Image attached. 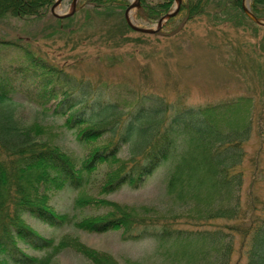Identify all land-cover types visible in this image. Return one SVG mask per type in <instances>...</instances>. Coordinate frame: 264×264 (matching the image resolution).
<instances>
[{
    "label": "trees",
    "instance_id": "16d2710c",
    "mask_svg": "<svg viewBox=\"0 0 264 264\" xmlns=\"http://www.w3.org/2000/svg\"><path fill=\"white\" fill-rule=\"evenodd\" d=\"M173 1L152 6L140 0L139 9L146 19H158L171 11ZM80 2L73 16L57 18L50 11L55 0H0V26L45 18L59 30L68 29L62 28L68 23L80 24L82 31L85 25L114 21L107 33H118L115 44L128 42L124 31H131L121 17L126 0ZM242 2L185 0L177 15L185 14L192 23L216 21L213 27L224 33L237 32L247 22L264 29L246 17ZM249 8L264 19V0H250ZM1 32L0 63L6 62L0 69V264H51L67 248L88 264H118L78 239L44 237L27 219L52 230L72 226L95 235L120 231L124 242L150 240L165 264H230L239 236L246 264H264V200L244 188L252 101L240 97L219 105L176 107L159 95L136 94L128 109L121 108L112 98L114 83L77 78L35 53L30 40L13 41ZM107 33L103 30L109 38ZM14 96L40 107L44 115L64 119V127L88 148L80 167L59 147L38 141L40 125L6 110ZM126 147L130 157L121 159ZM105 166L99 187L103 195L125 186L138 190L167 166L165 191L173 207L160 211L94 200L107 211L77 220L48 204L55 192L85 188Z\"/></svg>",
    "mask_w": 264,
    "mask_h": 264
},
{
    "label": "rangeland",
    "instance_id": "374dc122",
    "mask_svg": "<svg viewBox=\"0 0 264 264\" xmlns=\"http://www.w3.org/2000/svg\"><path fill=\"white\" fill-rule=\"evenodd\" d=\"M71 1L62 0L55 13L66 14ZM79 1L81 4L85 0ZM160 2L163 0H147L152 6ZM183 2L185 0H181ZM133 3L137 4L135 0H126L125 9L121 12L123 19L125 10ZM244 4L250 9V0H245ZM176 7L177 1H173L170 12ZM139 8L130 10L128 16L131 22L138 28L155 29L159 18L146 19ZM184 16L183 13L174 16L157 34L152 35L139 36L142 33H134L128 27L131 33L124 31L128 38L125 39L128 41L126 44H115L118 33H107L110 23L114 21L106 25L93 23L94 28L85 25L82 31H78L80 24L67 23L62 28L68 29L59 30L58 26L50 20L45 21V18L27 22L13 20L8 25L1 24L0 31L13 41L20 39L24 43L26 39L30 40L29 46L35 53L64 66L77 78L114 83L112 98L121 108L128 109V104L136 100V94L159 95L176 107L219 105L240 97L248 98L253 103L254 126L245 144L247 157L243 166L247 178L244 188L246 194L264 200V29H254L247 22L237 32L224 33L213 27L216 21L213 24L192 23ZM103 30L109 38L103 34ZM5 62L0 63V69ZM11 102V105H6V110L26 123L41 126L43 134L38 138L39 142L59 147L76 166H81L88 148L81 146L74 134L64 127V119L53 116L51 112L44 115L40 107L20 96H14ZM127 150L128 147L123 150L121 159L130 157ZM106 170V166L99 168L83 189L53 193L48 204L57 212L67 213L77 220L107 211L101 205H93L91 202L94 200L127 206H154L160 211L173 207L165 191L167 166L160 167L138 190L125 186L116 193L103 195L99 187ZM78 200L83 203L81 207L77 205ZM175 212L180 213L178 210ZM27 223L42 236H52L58 242L67 241V238L78 239L87 248L111 255L118 264L131 261L165 264L157 254L155 242H124L120 231L95 235L72 226L52 230L35 220L27 219ZM235 241L234 254L229 263L246 264L241 251V238L236 236ZM51 264L88 263L80 254L67 248L57 254Z\"/></svg>",
    "mask_w": 264,
    "mask_h": 264
},
{
    "label": "water",
    "instance_id": "95a60500",
    "mask_svg": "<svg viewBox=\"0 0 264 264\" xmlns=\"http://www.w3.org/2000/svg\"><path fill=\"white\" fill-rule=\"evenodd\" d=\"M62 0H55V3L54 5L51 7V14L54 16V17H57V18H69L71 16L74 15L75 11H76V3L79 2V0H72L71 1V5H70V10L64 14V15H58L55 13V8L58 6V4L61 3ZM137 4H132V5H129V7L125 10L124 12V20H125V23L127 24V26L130 28V30H133L134 32H137V33H144V34H149V35H152V34H156L158 33V31L161 30L162 26L169 20V19H172L174 16H176L178 14V11H179V8H180V4H181V0H174V1H177V7L176 9L170 13H167L165 14L164 16H162L161 18L158 19V23L156 25V28L155 29H152V30H148V29H145V28H138L136 27L130 20L129 18V12L131 9L135 8V9H138L139 8V4H140V1L139 0H135ZM245 0H243L242 2V9H243V12L244 14L246 15V17H249L252 22L256 25H260L262 27H264V20L263 19H260V18H257L255 17L252 12L250 11V9H247V7L245 6L244 4Z\"/></svg>",
    "mask_w": 264,
    "mask_h": 264
}]
</instances>
